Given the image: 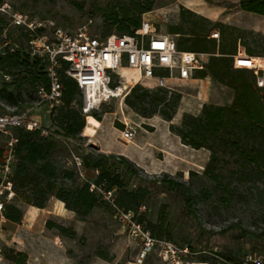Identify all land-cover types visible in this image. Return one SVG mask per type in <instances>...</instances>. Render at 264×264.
<instances>
[{"label": "rangeland", "instance_id": "rangeland-1", "mask_svg": "<svg viewBox=\"0 0 264 264\" xmlns=\"http://www.w3.org/2000/svg\"><path fill=\"white\" fill-rule=\"evenodd\" d=\"M150 2L154 3L152 10L144 13L143 18L156 29L157 33L169 34L177 41L180 38L170 34L168 30L181 25L184 13L187 11L196 13L194 12L195 3L202 2L210 7L222 6L228 10H236L234 0H1L0 7H6L10 13L27 15L48 26L62 28L73 35L86 33L89 37L102 39L108 34L122 35L118 31V26L113 25L108 19V15L119 13L123 9L135 12L137 6L148 7ZM185 16L191 20L190 15ZM234 20L230 24L238 25L237 34L241 35L239 31L245 23ZM193 21L198 20L193 19ZM5 23L11 29L12 40H18V44L21 42L20 44H25L28 48V40L22 36L24 32L11 27L10 16L0 12V27ZM198 23L201 24V22ZM211 23L205 35H208V39L214 40L212 34L217 33L219 38L215 40L218 41L221 37L220 31L214 22L211 21ZM220 30L223 31V38L226 39L228 29L221 27ZM231 35H235L234 32ZM259 43L261 45L259 50H263V52L260 51L262 54L260 63L263 67L264 41ZM234 70L245 72L247 78H251L253 73L252 70L233 67ZM262 73L264 77V70ZM20 79L19 74L15 76L14 82H12L13 78L7 80L0 77V85L5 81L14 83L13 85L17 87L21 85ZM22 87L24 96L19 103L20 108L16 109L0 100V113H3V110L5 113H11L34 107V114L40 118L47 134H49L48 131H54L55 128L52 127L50 120L54 107L49 102L41 103L37 88H33L31 84H25ZM174 87L173 91L183 96L194 93L193 89L187 85ZM256 87H258L257 81ZM158 88L154 86V83H150L147 89L155 91ZM132 89L129 90V94ZM214 94L216 98H219V103L216 104L221 106L228 105L234 96L233 91L218 84L214 85ZM125 99L119 97L98 105L90 115L86 116V119L93 115L105 117L109 125L115 121L117 128L119 127L118 119L126 118L130 127L136 131L134 141L143 136L142 129L151 133L155 130L162 132V127L156 129L147 126L155 124L143 120L151 118H143L136 114L126 105ZM185 114L194 115L180 111L179 107L170 123H174L177 118L176 125H180ZM125 128L126 126L122 128L123 131ZM57 139L62 146L55 155L57 165L61 172L74 173V177L64 179V183L76 185L95 181L98 173L89 171L82 177L77 171L75 159L83 152L77 151L75 142L65 140L63 137H57ZM123 142L128 143L124 140ZM4 144L5 141L0 139V148L4 147ZM93 148L96 147L88 146L85 141V151L96 153ZM217 155L219 162L216 172L220 175V185L204 175L205 170H197L196 175L192 177L190 173L189 175L167 174L191 186L195 197L192 207H188L182 196L163 186L160 181L164 179L166 173L146 172L135 163L144 180L143 182L136 179L130 181L126 178V182L129 183L128 189L149 187L151 191V196L145 206L140 209L136 220L138 221V217L142 215L147 222L157 223L161 211L165 209L168 231L172 236L171 241L178 246L190 247L196 253L193 259L196 264H225L224 256H232L240 260L249 253L264 256V170L241 166L237 162L240 157L238 154L232 156L230 153L219 152ZM58 201L56 198H51L45 209H39L23 203L20 199L16 200V206L23 211L24 215L20 224L10 222L0 224V264H15L4 257L6 249L25 253L27 264H130L135 261L140 252L139 242L135 241L131 231L123 227L114 217L108 205L100 203L85 221H79L74 212L60 209ZM57 226L74 229L77 237L72 239L63 236ZM243 231L251 235H261V237L258 240L247 236L242 237ZM143 264H165V262L160 252L155 250L145 258Z\"/></svg>", "mask_w": 264, "mask_h": 264}, {"label": "trees", "instance_id": "trees-1", "mask_svg": "<svg viewBox=\"0 0 264 264\" xmlns=\"http://www.w3.org/2000/svg\"><path fill=\"white\" fill-rule=\"evenodd\" d=\"M153 5L154 3L150 2L148 7L137 6L135 12L123 9L107 17L113 25L118 26V31L122 35H133L141 27L144 13L151 11ZM240 5L246 12L264 16V0H240ZM184 14L190 15L191 20L184 15L181 25L168 30L170 34L180 38L177 41L179 50L214 54L216 46L213 43L216 42L205 35L208 25L212 24L211 21L191 11ZM109 35L112 34L105 37ZM22 36L28 40L25 33ZM15 42L18 44L19 41L15 40ZM20 43L18 44L20 49L17 52L0 57L2 79L4 75H7L13 78L12 82H14L17 74L21 77V85L17 87L13 85L14 83L5 81L0 85V100L16 109L20 108L19 103L23 100V85L31 84L37 90L40 85H45L49 89V80L44 72L43 61L31 58L28 53L29 43H27L28 48ZM232 62L229 57L212 56L207 66L198 70L194 78L202 79L211 75L216 83L234 92L233 102L224 106L206 104L200 115L185 114L180 125L171 124L170 126V131L179 136L184 145L196 150L207 149L211 152L204 175L219 185L220 175L216 172L219 152L230 153L232 156L238 154L240 157L237 162L241 166L264 170V88L256 87L257 78L262 77L263 73L260 71L256 74V71L252 70L251 78H247L245 72L233 71ZM261 68L264 69V66ZM60 76L64 87L63 104L60 107H54L50 115L51 125L55 130L48 131V135H43L42 130H14V136L17 139V162L14 174L17 199L27 205L45 209L49 200L56 198L65 204L67 210L74 212L79 221H85L100 203H104L96 193L90 190L88 182L76 185L64 183L63 180L73 178L74 173L61 172L55 160V155L62 147L57 137H63L65 140L75 142L77 151L83 152L77 157L82 161L86 172L98 173L95 184L116 189L118 205L137 216L151 196V191L149 187L129 190L126 178L130 181L136 179L143 182L141 171L127 157L105 154L96 150V153L85 151L84 131L87 119L82 112L83 94L74 79L67 77L63 71ZM164 77H168L167 71L164 72ZM182 97L181 93L165 88L152 91L138 85L126 97L125 103L143 118L159 115L165 121L171 122L177 114ZM3 111L0 114H5V110ZM93 117L101 120L97 115ZM118 126L119 129L124 128V125L120 123ZM195 175V172H190V177ZM160 182L168 190L182 196L188 207L193 206L195 197L191 186L167 174ZM23 215V211L16 204L8 205L3 213L5 219L14 224H20ZM138 223L143 225L152 237L171 241L172 236L168 231L165 209L161 211L157 223L147 222L142 215L138 217ZM57 229L63 236L72 239L77 237L76 231L72 228L57 226ZM243 233L242 237H252L255 240L261 237V235H251L245 231ZM4 257L15 264H27V255L23 252L6 249ZM223 260L225 264H234L241 259L224 256Z\"/></svg>", "mask_w": 264, "mask_h": 264}, {"label": "built area", "instance_id": "built-area-1", "mask_svg": "<svg viewBox=\"0 0 264 264\" xmlns=\"http://www.w3.org/2000/svg\"><path fill=\"white\" fill-rule=\"evenodd\" d=\"M0 12L10 16L11 27L23 31L28 37V53L31 58H38L44 63V72L49 80V89L45 85L38 87L41 103L49 102L53 107L63 104L64 87L60 73L74 79L83 94L82 112L85 116L92 113L98 105L109 100L129 95V90L140 85L148 88L150 83L169 91L174 85L167 80L193 79L196 72L204 69L213 56L210 54L181 51L175 37L157 33L156 29L143 18L141 27L133 35H109L105 38L89 37L86 33L75 35L54 25H46L21 13H10L6 7ZM212 38L218 39L217 33ZM20 46L12 40L11 29L7 25L0 27V57L15 53ZM235 69L253 70L259 73L260 59L246 55L233 57ZM168 77H164V72ZM129 75V76H127ZM5 79L11 77L4 75ZM259 88H264V77L257 78ZM34 107L22 112L0 114V139L5 141L0 148V224L8 221L3 216L6 207L15 204L17 192L14 182L17 139L15 129L27 131L42 130L41 120L34 114ZM123 140L132 142L136 131L126 127L122 132ZM79 174L87 172L79 158L75 159ZM90 190L113 211L114 217L128 228L131 236L139 242L140 252L134 262L143 264L145 258L158 250L165 264H196V253L188 246H178L170 240L152 237L143 225L138 223L131 211H126L117 203V190L98 186L88 181ZM233 264V263H229ZM234 264H264V256L249 253Z\"/></svg>", "mask_w": 264, "mask_h": 264}, {"label": "crops", "instance_id": "crops-1", "mask_svg": "<svg viewBox=\"0 0 264 264\" xmlns=\"http://www.w3.org/2000/svg\"><path fill=\"white\" fill-rule=\"evenodd\" d=\"M234 3L236 10L233 11L222 6L210 7L202 2L195 3L194 5L196 8L195 14L214 22L218 26V31H220V39L217 41L213 38L214 40H212L216 42L213 43L216 48L213 51L214 54L210 55L218 58L229 57L233 61V57L243 54L261 60V52L263 50H259L261 49L259 42L264 41V16L242 10L240 0H234ZM232 20L244 21L245 26L240 28L241 31H239L241 35L237 34L238 25L230 24ZM221 27H225L226 30L228 29L226 32L227 36H225L226 39L223 38L224 34L220 30ZM232 31L235 35H231ZM232 38L233 40H231ZM167 84L174 86L187 85L193 89V94L187 93L182 97L179 106L182 112L194 115L196 113L195 116H197V114H201L203 106L206 104H213L215 102V105H220L216 104L219 98H216L214 94V85L218 83L214 81L211 75L202 79L193 78L182 81L169 79L167 80ZM233 100L234 96L228 105ZM180 116L182 117V115ZM143 120L155 124L147 126L156 129L162 127V132L159 133L155 130L151 133L142 129L141 133L143 136L139 140L124 143L122 140L123 129L116 128L115 121L109 125L105 117H102L100 121L94 117H88L84 136L86 137L88 146L96 147L93 148L94 150L105 154L127 157L146 172L189 175L191 171L205 170L210 160L211 152L207 149L196 150L184 145L181 138L170 131L171 124H177V118L174 123L167 122L159 116ZM118 121L120 124L130 127V123L126 118L124 120L118 119ZM116 132L118 133L117 135ZM58 203L60 209L62 208L64 211H67L63 202L58 201Z\"/></svg>", "mask_w": 264, "mask_h": 264}]
</instances>
